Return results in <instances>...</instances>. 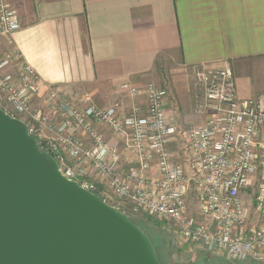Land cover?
Here are the masks:
<instances>
[{
    "label": "built area",
    "instance_id": "built-area-1",
    "mask_svg": "<svg viewBox=\"0 0 264 264\" xmlns=\"http://www.w3.org/2000/svg\"><path fill=\"white\" fill-rule=\"evenodd\" d=\"M19 28L10 0H0V42ZM194 73L199 121L182 126L166 116V85H122L144 96V109L81 105L57 87L40 95L34 67L0 46V108L27 125L66 179L132 214L172 221L183 241L229 261H264V92L238 98L227 65Z\"/></svg>",
    "mask_w": 264,
    "mask_h": 264
},
{
    "label": "crops",
    "instance_id": "crops-1",
    "mask_svg": "<svg viewBox=\"0 0 264 264\" xmlns=\"http://www.w3.org/2000/svg\"><path fill=\"white\" fill-rule=\"evenodd\" d=\"M20 28L1 39L81 105L144 109L122 85H166V116L199 121L196 69L229 66L238 98L264 92V0H10ZM172 143L171 149L177 153ZM121 142V166L131 153ZM99 187V186H98ZM100 188V187H99Z\"/></svg>",
    "mask_w": 264,
    "mask_h": 264
},
{
    "label": "water",
    "instance_id": "water-1",
    "mask_svg": "<svg viewBox=\"0 0 264 264\" xmlns=\"http://www.w3.org/2000/svg\"><path fill=\"white\" fill-rule=\"evenodd\" d=\"M26 126L0 108V264H162L149 236L66 179Z\"/></svg>",
    "mask_w": 264,
    "mask_h": 264
},
{
    "label": "rangeland",
    "instance_id": "rangeland-1",
    "mask_svg": "<svg viewBox=\"0 0 264 264\" xmlns=\"http://www.w3.org/2000/svg\"><path fill=\"white\" fill-rule=\"evenodd\" d=\"M181 143L176 146L179 149ZM99 188V187H98ZM103 196V194H102ZM109 204L116 206L119 210L138 221L141 228L147 233L156 246L159 258L165 264H229L224 261V254L215 248L213 251L206 249L201 243H188L183 241L176 232L172 221L162 220L143 213L132 214L127 209H122V204L113 198L106 199ZM226 258V257H225ZM227 259V258H226ZM244 264H254L245 260ZM248 261V262H247ZM230 264H240L232 262ZM255 264H264L256 262Z\"/></svg>",
    "mask_w": 264,
    "mask_h": 264
},
{
    "label": "trees",
    "instance_id": "trees-1",
    "mask_svg": "<svg viewBox=\"0 0 264 264\" xmlns=\"http://www.w3.org/2000/svg\"><path fill=\"white\" fill-rule=\"evenodd\" d=\"M101 197V196H100ZM129 218L135 223V224H137L138 226H139V228H141V225L138 223V221H136V220H134L131 216H129ZM142 230H143V228H141ZM144 231V230H143ZM145 232V231H144ZM146 233V232H145ZM147 234V233H146ZM152 241V240H151ZM153 243V242H152ZM154 245V244H153ZM154 248H155V250H156V246L154 245ZM156 254H157V257H158V259H159V261L162 263V264H165V263H163V260H161V258H159V256H158V252L156 251ZM224 259V261H226V262H228L229 264L230 263H232V262H237V263H240V264H244L243 262H246V261H241V260H228V259H226L225 257L223 258ZM248 262V261H247ZM252 263H258V262H262V263H264V261H260V260H253V261H251Z\"/></svg>",
    "mask_w": 264,
    "mask_h": 264
}]
</instances>
